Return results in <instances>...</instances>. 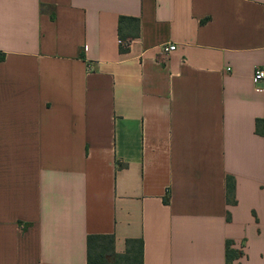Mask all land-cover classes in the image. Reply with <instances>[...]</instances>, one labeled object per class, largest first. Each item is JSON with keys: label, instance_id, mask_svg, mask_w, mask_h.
<instances>
[{"label": "crops", "instance_id": "crops-1", "mask_svg": "<svg viewBox=\"0 0 264 264\" xmlns=\"http://www.w3.org/2000/svg\"><path fill=\"white\" fill-rule=\"evenodd\" d=\"M257 69L264 0H0V264H264Z\"/></svg>", "mask_w": 264, "mask_h": 264}, {"label": "trees", "instance_id": "trees-1", "mask_svg": "<svg viewBox=\"0 0 264 264\" xmlns=\"http://www.w3.org/2000/svg\"><path fill=\"white\" fill-rule=\"evenodd\" d=\"M127 27H126V26ZM140 20L135 18L122 17L119 23V35L122 40H132L127 37L125 30L134 35L139 31ZM127 50L122 49V52ZM235 182L229 178L227 181V200L229 204H235L234 200ZM114 236L95 235L88 238V264H143V243L139 242L140 249L136 250L132 246L133 241L128 242V253L125 256H114ZM243 252L234 249V243L228 242L226 249L227 264H240ZM110 258H113L110 261Z\"/></svg>", "mask_w": 264, "mask_h": 264}, {"label": "built area", "instance_id": "built-area-1", "mask_svg": "<svg viewBox=\"0 0 264 264\" xmlns=\"http://www.w3.org/2000/svg\"><path fill=\"white\" fill-rule=\"evenodd\" d=\"M131 43H132L131 40H122V39L119 40V44L121 48L124 50H127L130 47ZM175 50H176L175 45H168L166 47H163V52L166 55H169ZM253 86H254V90L257 93H264V70L263 69H257L255 71L254 77H253Z\"/></svg>", "mask_w": 264, "mask_h": 264}]
</instances>
